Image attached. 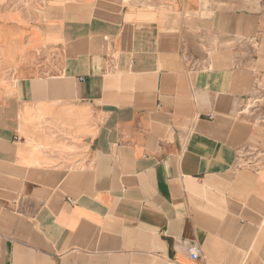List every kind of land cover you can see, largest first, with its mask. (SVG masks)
Masks as SVG:
<instances>
[{"label": "crops", "instance_id": "1", "mask_svg": "<svg viewBox=\"0 0 264 264\" xmlns=\"http://www.w3.org/2000/svg\"><path fill=\"white\" fill-rule=\"evenodd\" d=\"M263 96L264 0H0V264H264Z\"/></svg>", "mask_w": 264, "mask_h": 264}, {"label": "built area", "instance_id": "2", "mask_svg": "<svg viewBox=\"0 0 264 264\" xmlns=\"http://www.w3.org/2000/svg\"><path fill=\"white\" fill-rule=\"evenodd\" d=\"M198 253H199L198 245L196 243H193L188 249V254L190 259L191 260L197 259Z\"/></svg>", "mask_w": 264, "mask_h": 264}, {"label": "rangeland", "instance_id": "3", "mask_svg": "<svg viewBox=\"0 0 264 264\" xmlns=\"http://www.w3.org/2000/svg\"><path fill=\"white\" fill-rule=\"evenodd\" d=\"M137 2L138 1H136L135 6H136V4H138ZM255 101H256V106L258 105L259 109L264 111V96L263 97H258L257 100H255ZM262 117H263V120H264V114L262 115ZM258 157H261V156L259 155Z\"/></svg>", "mask_w": 264, "mask_h": 264}]
</instances>
